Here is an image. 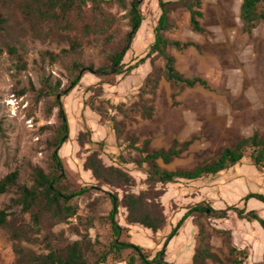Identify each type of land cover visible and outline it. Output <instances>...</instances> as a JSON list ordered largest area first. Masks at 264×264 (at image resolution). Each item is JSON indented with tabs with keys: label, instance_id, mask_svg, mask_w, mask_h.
<instances>
[{
	"label": "rangeland",
	"instance_id": "obj_1",
	"mask_svg": "<svg viewBox=\"0 0 264 264\" xmlns=\"http://www.w3.org/2000/svg\"><path fill=\"white\" fill-rule=\"evenodd\" d=\"M28 1L0 0L1 12L7 19L0 31V121L3 127L0 131V179L18 170L20 182L31 185L32 167L40 166L47 173L58 176L57 185L65 194L84 192L69 201L76 212L67 220H58L45 212L40 223L36 224L31 212H22L20 206L12 207L7 225L0 228V264H14L27 254L48 253V244L63 248L75 241L83 243L89 264H95L102 253L109 251L110 242L115 237L109 217L113 207L112 194L119 196L116 220L119 225L128 224L130 227V235L125 228L121 240L143 251L151 242L165 247L167 238L191 209L190 202L192 207L203 202V206L218 211L229 204L228 201L233 202L235 192L244 185H247L245 191L248 195L254 192L264 196V190L257 187L264 181L257 168L261 166L250 165L249 161H244V184L235 180L226 182L218 186V192L202 191L210 183L213 185V178L210 180L208 176L167 184L151 178L152 167L143 161L146 153L165 147V144L171 147L175 140L182 146L195 137L170 162L157 160L163 170H192L203 163H212L223 149L236 148L237 144L227 135L222 122H204L202 131H191L189 117L193 115L199 120V114H188L182 109L191 105L201 92H196L195 87L169 81L165 59L158 53L149 55L128 74L117 75L110 68L106 70L107 74L100 71L101 66L110 65V53L123 45L126 34L132 30V0L78 1L64 19L54 17L46 22L25 7ZM140 2L145 18L125 58L127 64H135L136 60L149 54L161 13L158 0ZM242 3L243 0H201L203 32L193 29L190 11L180 2L168 5L169 29L165 36L194 45L182 50L170 46L167 51L176 60L212 53L214 60L218 61L205 75L208 85L204 88L217 96H228L230 92L247 89L251 84L258 89L264 88V21H258L252 27L247 25L241 18ZM259 10H264V4ZM109 37L113 38L112 41H107ZM73 43H78V47L73 48ZM46 52L58 57L53 60ZM76 61L93 63L95 69L83 73L79 84L67 95H62L75 76L72 65ZM175 66L185 77L201 76L197 73L187 76L178 69L176 61ZM58 81H61L59 94L69 122V139L59 150L63 162V168L59 169L53 157L62 125L59 107L53 94L44 96L41 93L48 89V82L55 84ZM258 134L264 138V132ZM154 139L160 142L157 147L152 144ZM251 151L250 147L245 148L244 154L249 160ZM94 153L106 166L119 167L129 174L132 182L120 181L110 185L96 178L85 168L87 158ZM169 187L172 189L167 196L181 209L167 219L169 224L164 229L152 232L142 225L127 222L125 194L149 191V198L155 201L154 207L163 213V194ZM179 188L190 191L179 193ZM15 196L14 189L0 195V210L6 208ZM258 201L264 204L262 199L246 202L248 209L257 208ZM166 207L169 215L171 206ZM212 213L222 215V212ZM259 213L264 220V209ZM213 220L208 213L199 217L190 215L168 241V256L175 257L166 258L167 262L188 264L194 258L197 264H204L208 250H212L208 234L215 226ZM258 226L252 234L259 237L262 232L264 238V227ZM198 234L201 243L196 252ZM133 250L136 251L134 248L122 249L120 257L108 254L106 259L115 264L116 259L131 254ZM261 252L260 249L256 252L260 254L258 260L264 259ZM231 254L229 257L218 255L213 259L214 263L233 264L237 253L232 251ZM238 258L239 264H245L244 256Z\"/></svg>",
	"mask_w": 264,
	"mask_h": 264
},
{
	"label": "trees",
	"instance_id": "obj_2",
	"mask_svg": "<svg viewBox=\"0 0 264 264\" xmlns=\"http://www.w3.org/2000/svg\"><path fill=\"white\" fill-rule=\"evenodd\" d=\"M80 1L86 3L88 0H30L26 2L25 7L31 9L30 11L37 13L41 21L46 22L55 18L64 19L74 5ZM94 2L97 0H93ZM113 1V0H104ZM123 2L124 0H117ZM161 13L159 15L157 25L155 27V40L151 45V50L146 57H143L135 64L125 63V58L129 50L132 48L133 39L138 33L144 21V14L140 8V0L131 1L130 9V25L132 30L126 34L124 43L121 47L110 53V65L101 66L99 69L104 74L109 73L107 69H113V73L117 75L128 74L133 69L139 67L140 63L144 62L149 55L152 53H158L165 59V73L167 79L174 83H183L188 87H194L196 85L206 86L207 82L200 77H185L181 74L175 66V57L167 51L168 47L173 46L179 50L193 46L192 42H180L179 40L169 39L165 36V31L169 29L168 20V5L173 2H180L184 7L190 11V23L194 30L203 32L204 29L201 26L200 18L203 16L201 11V0H158ZM264 4V0H243L241 6V18L250 27L255 26L256 22L264 21V10H259V6ZM7 19L1 12L0 9V31L5 27ZM112 37H109L107 41H112ZM78 47V43H73ZM51 59L55 60L58 55L51 52H46ZM94 64H85L82 61L73 62L72 71L75 76L69 81L67 85L68 90L62 95H67L69 91L73 90L80 82L82 74L87 70H94ZM47 90L44 96L53 94L56 98L57 106L59 107L58 115L62 121L61 132L56 139V149L53 151V157L56 162L57 168H63V162L59 156V150L62 149L63 145L69 139V122L65 108L63 106L61 97L58 98V94L61 91V81L48 82ZM2 122L0 121V131H2ZM195 137L187 140L182 146L178 141H174L173 145L169 149H161L152 152H147L143 158L144 162H149L152 170L149 172L152 179H156L161 183L176 182L181 179L196 180L205 176H210L224 171L230 166L236 165L241 162L245 156V148L250 147L252 149L250 153V160L256 165L264 168V138L258 134L253 135L250 138L241 141L236 148L226 147L220 153L217 160L212 163H203L192 170H173L167 171L159 167L157 160L162 159L165 163L170 162L173 158L178 157L182 151V148L189 146ZM147 144V141L145 142ZM141 151V150H140ZM143 152V151H142ZM85 168L92 172V174L102 179L105 183L114 185L115 182L125 181L132 182V178L121 168L116 166H106L98 157L97 153L91 154L85 163ZM33 173V184L27 185L20 182V173L18 170H14L8 173L5 177L0 179V195L10 192L12 189L15 190L16 196L11 199V203L4 209L0 210V228L7 225L9 216L12 214L9 211L14 206H20L22 212H31L32 218L36 224L40 223L41 217L45 212L51 213L58 220H67L76 212V208L69 203V201L79 196L82 192H74L72 194H65L57 185L59 182L58 176L55 174L47 173L40 166L32 167ZM147 193L141 192L139 194L127 193L124 195V202L127 209V222L130 224H139L153 231L161 229L165 224V216L160 213L154 207V198H149ZM258 197L264 200V196L260 194L249 195L248 197ZM247 197V198H248ZM113 203L112 210L109 214L111 227L113 231L114 239L110 242L109 251H106L100 255L96 260L95 264H105L107 261L108 254H113L115 257H120L119 252L122 249L134 248L138 254L143 253L140 247H136L133 244L126 243L121 240V236L125 228L119 225L116 220L119 207V196L116 194L111 195ZM229 210H234L242 218L258 220L264 226V220L253 211H246L238 207H229ZM195 211L208 213L212 215V212L218 213L217 210L211 206H203L198 204L191 207L188 212L183 216L181 221L178 223L177 228L170 234L165 245L168 243L171 237L175 236L179 227H181L185 220L188 219ZM48 253L43 254H27L21 260L14 264H89L88 259L85 255L84 245L80 241H75L66 245L63 248L53 247L48 244ZM118 254V255H117ZM162 252L153 259L149 260L145 254H142L141 260L145 264H166L165 260L160 259ZM114 257V256H113ZM114 257V258H115ZM117 260V259H116ZM136 260V256H131L127 263L133 264Z\"/></svg>",
	"mask_w": 264,
	"mask_h": 264
},
{
	"label": "crops",
	"instance_id": "obj_3",
	"mask_svg": "<svg viewBox=\"0 0 264 264\" xmlns=\"http://www.w3.org/2000/svg\"><path fill=\"white\" fill-rule=\"evenodd\" d=\"M204 54L206 55L203 54H200V56L195 55L189 60H176L178 69L187 76H190L193 73L201 74V76L198 77L202 78L207 82L208 77L205 75H207L208 71L212 69L213 63H215L218 60H214L213 58L214 56H212V53L211 54L204 53ZM182 62L183 65L181 66L180 64ZM194 87L197 88L196 92L199 91L201 92V94L196 96L195 100L192 102L191 105H188L187 107L182 109L185 110L183 112H186L188 114H190V112L191 114H195V113L199 114V118H200L199 120H196V117H194L193 115H190L189 117L191 120L190 121L191 131H197L200 129L202 131L204 129V122H208V123H211L213 121L220 123L222 122L224 129L228 131L227 135L229 137H232L234 139L233 142L236 143L237 145L244 139L250 138L253 135L258 134L260 132H264L263 129L264 128V104H263L264 88L258 89L257 87H254L253 84H251L247 87V89L240 88L239 90L230 92L228 96L226 95L217 96L215 92H212L211 90L210 91L206 90L203 85H196ZM228 98H230V100H228ZM174 139H176V137H174L173 140ZM159 143L160 142L156 141L155 139L152 141V144L155 147H157L156 145H159ZM168 147H170V144L169 145L165 144V147H160L158 149L161 150ZM244 161H249V163H251L250 165L256 166L251 160H249L247 157H244L243 160L237 163L236 165L230 166L224 171H221L217 174L208 176L209 179L213 178V182H212L213 185L211 183L210 185L208 182L209 185L206 186V188L202 189V191L206 193L218 192L217 190L218 186H221V184L225 185L226 182H231L234 180L235 182L244 184L245 181L244 173H246V172H242L243 169H245L244 167H246ZM257 168L264 176V171L261 170L262 167L261 168L257 167ZM257 187L260 188L261 190H264V181L262 184L257 185ZM169 189L172 188L169 187L168 190H165L163 194L162 208H163V215L165 216L166 219L165 224L162 227L163 229L169 224L167 219L172 214H175L178 208L181 209V207L177 206V204L174 203V201L167 196ZM245 189H247V185L242 186V189L239 188L238 191L235 192L236 194L233 196V202L228 201L229 204L223 206L222 208H219L218 213L222 212V215L215 216V214L213 213H212L213 215H209L210 217L215 219L213 220L215 226L212 230L209 229L210 232L208 236L210 239L209 241L212 250H208L209 254H206V258L204 259V264H215L214 263L215 257L217 258L218 255L229 257L232 255L231 254L232 251L237 253L234 255L235 258L233 264L240 263V261H238L239 256H244L246 260L245 264H263L264 259L258 260L257 256H260V254L256 253L258 252V249H260L262 251L261 256H264L263 234L261 232L259 237L254 236L252 234L258 230L257 227H259L258 225H260L261 223L255 219L249 220L247 218H242L234 210H229V207L235 206L240 209H245L247 212L253 211L259 215L260 214L259 212H261L264 209V204L262 202L263 200L261 201L262 203L258 201L259 207L257 206V208L248 209L246 202L249 203V201L253 199L259 200L260 198L258 199V197L255 196L248 197L249 195L252 194L255 195L256 193L252 192V194L248 195V192L245 191ZM180 191L184 192L190 190L179 188V193ZM174 196L176 197L177 195ZM159 203H161V199ZM201 203L203 204V202H200V204ZM166 205L171 206L169 215L167 214L168 210ZM183 205H185V203ZM189 206L190 207L193 206L191 205V202L189 203ZM224 208L226 209L225 211ZM181 213H179V215H181ZM192 215L194 217H199L200 215H203V213L195 211ZM126 216L127 215H125V217ZM240 224L243 225V229L240 228L241 226ZM261 226L263 225L261 224ZM124 228H126L125 230L126 233L130 235V231H129L130 227H128V224H126ZM151 231L155 232L153 230ZM196 238L198 240V245L196 246L197 247L196 252H197L200 249L199 247L201 242L199 243V241H201V235L200 234L196 235ZM169 244L170 243L166 244L165 247L162 248L160 247L159 243L151 242V245L146 250L145 249L144 251L142 250L143 253L138 254L137 251L133 250L129 255L136 256V260L134 261L133 264H139V263L145 264L143 260L140 259L142 254H145L149 260H153L158 255V253L161 252V250L163 249L160 259L162 258V260H165L166 264H170L171 262L170 263L167 262L166 258L169 259L174 258L175 255H173L172 257L168 256ZM129 255H126L125 257L122 256L120 259H117L115 264H121V262H127L128 261L127 256ZM215 262L217 263V261ZM105 264H113V263H109V258H108ZM188 264H197V262L196 261L194 262V258H193V260L190 259L188 261Z\"/></svg>",
	"mask_w": 264,
	"mask_h": 264
},
{
	"label": "water",
	"instance_id": "obj_4",
	"mask_svg": "<svg viewBox=\"0 0 264 264\" xmlns=\"http://www.w3.org/2000/svg\"><path fill=\"white\" fill-rule=\"evenodd\" d=\"M60 97V94H58V98Z\"/></svg>",
	"mask_w": 264,
	"mask_h": 264
},
{
	"label": "bare ground",
	"instance_id": "obj_5",
	"mask_svg": "<svg viewBox=\"0 0 264 264\" xmlns=\"http://www.w3.org/2000/svg\"><path fill=\"white\" fill-rule=\"evenodd\" d=\"M11 103V102H10Z\"/></svg>",
	"mask_w": 264,
	"mask_h": 264
}]
</instances>
